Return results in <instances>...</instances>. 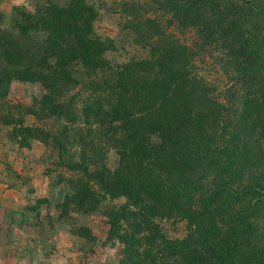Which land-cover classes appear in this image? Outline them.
<instances>
[{
	"label": "trees",
	"instance_id": "16d2710c",
	"mask_svg": "<svg viewBox=\"0 0 264 264\" xmlns=\"http://www.w3.org/2000/svg\"><path fill=\"white\" fill-rule=\"evenodd\" d=\"M161 2L170 23L221 42L218 63L232 82L224 102L193 75L195 51L159 24L137 28L148 59L112 65L106 41L92 33L94 9L69 0L22 16L24 29L13 21V30L41 39L22 35L21 44L0 29V99L11 81L39 84L44 93L24 114L52 129L25 126L13 111L2 117L19 126L11 135L21 147L38 140L79 175L64 218L122 200L101 210L121 245L119 264H264V0ZM105 146L117 153L112 170L98 149ZM163 220L184 222L185 237L167 236Z\"/></svg>",
	"mask_w": 264,
	"mask_h": 264
},
{
	"label": "rangeland",
	"instance_id": "374dc122",
	"mask_svg": "<svg viewBox=\"0 0 264 264\" xmlns=\"http://www.w3.org/2000/svg\"><path fill=\"white\" fill-rule=\"evenodd\" d=\"M68 1L0 0V29L5 34H12L21 44L27 42L22 35L41 39L43 32L34 34L28 30L26 34H20V30H13V21L24 29L22 16L38 17L48 5L61 6ZM83 2L95 11L92 33L95 38L106 41L107 50L103 57L112 65L148 59L149 45L142 44L145 38L138 37L137 28L141 24L145 28L152 27L155 32V26L159 24L176 43L195 51L193 75L216 86L218 92L215 95L224 102L221 95L232 82L226 76L228 71L224 72L227 66L223 69L218 63L220 57L226 60L225 51L220 49L221 42L199 38L193 28L183 29L170 23L173 13L163 8L161 0ZM137 40L141 41L138 43ZM78 71L82 70L78 68ZM43 93L39 84L14 80L9 83L7 97L0 99V264H119L121 245L117 237L109 235L107 218L101 210L105 206L120 204L122 200L106 201L100 211L88 215L71 212L68 216L72 220L64 218L61 214L64 199L73 194L70 181L79 175L61 166L55 150L38 140L30 139L29 147H21L11 135L12 129L19 127L17 123L4 122L2 116L13 111L17 120L22 116L25 126L52 129V121L24 114L33 100L39 99ZM75 93H79L77 87L68 91L66 96L72 99ZM98 149L105 165L114 169L118 162L114 147ZM244 173L248 176V170ZM160 226L172 239L186 235L184 222L163 220ZM78 227L89 230L90 235L79 232ZM259 228L264 230L263 222Z\"/></svg>",
	"mask_w": 264,
	"mask_h": 264
}]
</instances>
